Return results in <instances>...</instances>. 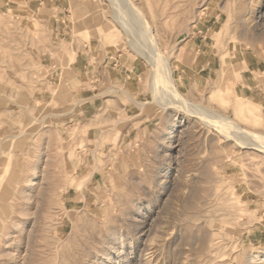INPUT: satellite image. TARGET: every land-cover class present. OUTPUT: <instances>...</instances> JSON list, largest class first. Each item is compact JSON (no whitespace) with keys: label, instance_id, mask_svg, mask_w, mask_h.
Returning a JSON list of instances; mask_svg holds the SVG:
<instances>
[{"label":"rangeland","instance_id":"obj_1","mask_svg":"<svg viewBox=\"0 0 264 264\" xmlns=\"http://www.w3.org/2000/svg\"><path fill=\"white\" fill-rule=\"evenodd\" d=\"M64 1L0 0V264H264V155L151 102L110 4ZM131 1L183 96L264 133V0Z\"/></svg>","mask_w":264,"mask_h":264},{"label":"bare ground","instance_id":"obj_2","mask_svg":"<svg viewBox=\"0 0 264 264\" xmlns=\"http://www.w3.org/2000/svg\"><path fill=\"white\" fill-rule=\"evenodd\" d=\"M106 1L110 4L111 14L113 16V19L115 20V22L120 24L122 29L125 31V34L127 36V43L136 52L139 53L141 52V54H144V56L147 57L148 62L151 63V67L156 68L155 71L153 70V74H152L153 77L148 86L149 90L154 94L156 98L151 102L157 103L160 107L163 108L175 109L177 112L179 111L181 113L186 114L187 116L191 115L194 118L203 122V124L210 125L213 128H215L225 138H230L229 135H227V132H229L230 129L235 130L240 134L243 140L247 142V144L250 146L249 148H252L254 151L264 155L263 132H256V131L253 132L248 129H245L241 127L238 122H235L234 120H229V118H227L225 115L220 113L217 114L216 111L208 110L204 108L202 104H198L190 101L188 98H186L179 92L177 80L174 79L172 75L168 58L165 55L164 51L161 49V47L158 45L152 27L150 23L146 20L145 15L140 7L134 4L131 0H106ZM246 22L247 19L241 18V23L239 22L238 23L247 24ZM101 24H102V20L96 21L94 29L92 28L93 30H91L88 27H86L83 24V22H81L82 33L86 36V38L88 37L89 39L93 35L99 33L97 26L98 25L101 26ZM104 27H106L105 28L106 33L105 31L103 32L105 35L106 43L113 44L118 47L119 46L118 40L120 37L118 36V38H116L117 32L114 33V31L110 30L112 27L110 24L105 23ZM76 28L77 26L74 23L73 29L75 30ZM240 70L241 69L234 63H230L225 59H223L222 70L220 75L221 79L219 80V83L217 85V90H219V92L221 93L222 90L225 89L227 84L226 81L228 80L229 77L228 72H231L233 76H235L238 79V77L240 76ZM215 90L216 89H214V91ZM138 104L140 106H143L146 103H138ZM240 111L239 113L237 112V114H240ZM253 123H260V121L258 120V115H254Z\"/></svg>","mask_w":264,"mask_h":264},{"label":"crops","instance_id":"obj_3","mask_svg":"<svg viewBox=\"0 0 264 264\" xmlns=\"http://www.w3.org/2000/svg\"><path fill=\"white\" fill-rule=\"evenodd\" d=\"M35 4H36V2H35ZM49 4H50V6L53 4V5L56 7V8H55L56 10L59 9V8L64 9V7H65V1H64V0H45V6H44L45 9L51 10L50 7L48 6ZM57 4H60V5H57ZM76 84H77V83L74 84V87L76 86ZM91 87H93V86H91ZM75 89H76V88H75ZM77 89L79 90L78 92L75 91V94H77V95H79V93H83V91H84V90H80L79 86H78ZM91 89L93 90V88H91ZM92 90H90V89L88 90V91L90 92V95H89V97L85 98V101H86V102H89L90 99H96L95 97H96L97 94H94L93 92H92V93H93V94H92V93H91ZM73 91H74V90H73ZM89 92H88V93H89ZM98 95H100V93H99ZM98 95H97V96H98ZM97 99H98V98H97Z\"/></svg>","mask_w":264,"mask_h":264}]
</instances>
